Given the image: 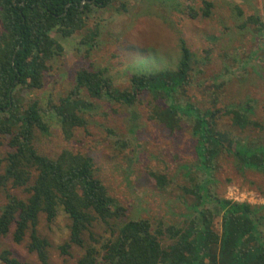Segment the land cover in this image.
<instances>
[{
	"label": "trees",
	"instance_id": "trees-1",
	"mask_svg": "<svg viewBox=\"0 0 264 264\" xmlns=\"http://www.w3.org/2000/svg\"><path fill=\"white\" fill-rule=\"evenodd\" d=\"M84 1L0 0V148L5 142L10 148L0 157V197L6 198L0 211V242L12 235L13 241L20 244L29 236L28 250L48 264L52 243L40 234L38 226L42 216L51 224L62 212L71 224L69 239L60 249L66 255L71 246L82 247L84 252L77 264H264V205L219 196L212 188L213 179L197 181L191 189L183 188L196 198L195 211L181 225L160 228L149 219L127 215L125 207L98 177L90 155L65 149L52 158L38 150L34 143L36 128L46 132L48 126L38 101L24 103L20 96L22 90L33 92L44 87L46 72L62 55L63 47L55 36L78 38L75 45L88 52L99 35V28L90 21L93 9L112 6L117 12L130 10V0ZM144 1L150 5L160 2L183 12L179 0ZM204 3L207 8L199 11L190 5L184 10L191 17H209L213 3ZM254 19L250 16L251 21ZM180 46L181 57L174 70L133 72L131 90L115 87L112 77L103 70H79L74 90L54 105L66 137L74 127L87 124L88 112L94 108L93 102L81 96V89H86L89 98H107L128 106H134L138 93L145 91L153 97L151 119L174 131L182 124L189 125L196 140V171L211 176L216 159L228 154H233L244 169L264 170V145L247 147L237 142L234 151L228 145L225 149L216 127L217 111H203L192 101L181 102V93L197 78V68L209 59L213 48L204 50L205 59L198 58L184 40ZM160 100L166 105H160ZM224 111L241 129L264 130L252 117V104L238 109L227 106ZM132 115L134 128L138 118ZM152 175L161 189L170 186L166 174ZM207 201L211 206H206ZM217 215L222 217L221 233L214 229ZM101 222L116 230L114 238L98 249L99 239L92 230ZM87 234L96 244L85 243ZM0 264L21 263L11 250L2 249Z\"/></svg>",
	"mask_w": 264,
	"mask_h": 264
},
{
	"label": "rangeland",
	"instance_id": "rangeland-1",
	"mask_svg": "<svg viewBox=\"0 0 264 264\" xmlns=\"http://www.w3.org/2000/svg\"><path fill=\"white\" fill-rule=\"evenodd\" d=\"M179 1L183 12L160 2L150 5L144 0H130L128 12H120L122 9L117 12L112 6L94 8L90 21L99 28V35L93 47H88L87 52L81 45H75L78 38L56 35L63 47L62 55L46 72L44 87L33 92L22 90L20 96L24 103L37 100L42 109L48 130L36 128L34 141L42 154L56 158L69 149L90 155L98 177L125 207L127 215L149 219L160 228L181 225L195 211L196 198L183 188H194L197 181L213 179L211 187L219 196L264 205V170L244 169L233 154H228L216 159L211 176L196 171V140L189 125L182 124L174 131L151 119L153 97L145 91L138 93L134 106H128L107 98H89L86 89H81V96L93 102L94 108L88 112L87 124L74 127L68 138L54 105H59L60 99L74 90L75 76L81 69L103 70L120 90H131L133 72L174 70L184 40L198 58L206 59L204 50L209 47L213 50L209 59L197 68V78L181 93V102L192 101L203 111H217L216 127L225 149L228 145L234 151L237 142L247 147L264 145V130L241 129L234 125L231 116L224 114L227 106L238 109L252 104L253 119L264 126V0ZM204 1L213 3L211 16L191 17L185 12L187 5L197 11L207 8ZM250 16L256 21H251ZM159 104L165 106L166 102L160 100ZM133 113L138 118L134 128ZM9 150L5 142L0 157ZM153 173L166 174L170 186L161 189ZM207 202L206 206H211ZM5 203V195H1L0 211ZM221 218L217 215L214 219L217 233H221ZM70 224L62 212L51 224L45 216L41 217L39 232L52 243L48 264H77L82 256L84 249L77 245L71 246L69 254L61 252L60 246L69 239ZM113 229L116 230L104 222L94 226L92 232L99 239L98 249L114 238ZM83 240L96 244L90 234ZM28 243L29 236L18 244L9 235L0 242V250H11L21 264H43L28 250Z\"/></svg>",
	"mask_w": 264,
	"mask_h": 264
},
{
	"label": "water",
	"instance_id": "water-1",
	"mask_svg": "<svg viewBox=\"0 0 264 264\" xmlns=\"http://www.w3.org/2000/svg\"><path fill=\"white\" fill-rule=\"evenodd\" d=\"M83 3H84V4H85V3H90V1H88V0L86 1V0H85Z\"/></svg>",
	"mask_w": 264,
	"mask_h": 264
}]
</instances>
